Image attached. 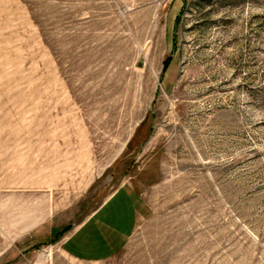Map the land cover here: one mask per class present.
<instances>
[{
    "label": "rangeland",
    "instance_id": "obj_1",
    "mask_svg": "<svg viewBox=\"0 0 264 264\" xmlns=\"http://www.w3.org/2000/svg\"><path fill=\"white\" fill-rule=\"evenodd\" d=\"M122 182L125 243L65 253ZM0 264H264V0H0Z\"/></svg>",
    "mask_w": 264,
    "mask_h": 264
},
{
    "label": "crops",
    "instance_id": "obj_2",
    "mask_svg": "<svg viewBox=\"0 0 264 264\" xmlns=\"http://www.w3.org/2000/svg\"><path fill=\"white\" fill-rule=\"evenodd\" d=\"M136 221L134 187L122 182L90 214L58 236L57 242L73 258L105 259L125 243Z\"/></svg>",
    "mask_w": 264,
    "mask_h": 264
},
{
    "label": "trees",
    "instance_id": "obj_3",
    "mask_svg": "<svg viewBox=\"0 0 264 264\" xmlns=\"http://www.w3.org/2000/svg\"><path fill=\"white\" fill-rule=\"evenodd\" d=\"M168 61V59L166 60V62Z\"/></svg>",
    "mask_w": 264,
    "mask_h": 264
}]
</instances>
